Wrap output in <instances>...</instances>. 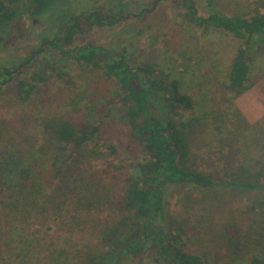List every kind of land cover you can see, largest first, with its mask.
Returning a JSON list of instances; mask_svg holds the SVG:
<instances>
[{
  "label": "rangeland",
  "instance_id": "374dc122",
  "mask_svg": "<svg viewBox=\"0 0 264 264\" xmlns=\"http://www.w3.org/2000/svg\"><path fill=\"white\" fill-rule=\"evenodd\" d=\"M8 1L19 16L0 25V82L10 78L2 66L18 65L29 56L31 71L42 72L46 80L26 103L15 80L0 85V173L6 178L0 185V264H88L90 256L111 255L117 239L137 237L126 226L117 236H104L126 215L119 203L122 170L143 157L131 136L120 83L45 42L64 36L72 15L95 10L107 23L77 33L64 50L100 45L124 52L133 64L157 63L178 78L194 107L175 118L190 132L192 163L217 182L214 187L166 186V214L154 227L180 234L184 248L204 256L207 264H251L253 256L263 254L264 213L259 201L252 207L256 198L264 201L261 37L250 45L248 88L238 93L228 84L245 40L194 24L186 16L185 0H57L38 14L29 9V0ZM193 1L200 15L212 11L210 0ZM215 4L228 15L264 13V0ZM21 77L28 80L30 74ZM62 119L100 122L101 136L96 144L63 146L47 126ZM111 142L119 146L117 155L110 154ZM241 166L260 171L263 185L232 184L242 178ZM121 262L161 264L149 252Z\"/></svg>",
  "mask_w": 264,
  "mask_h": 264
},
{
  "label": "trees",
  "instance_id": "16d2710c",
  "mask_svg": "<svg viewBox=\"0 0 264 264\" xmlns=\"http://www.w3.org/2000/svg\"><path fill=\"white\" fill-rule=\"evenodd\" d=\"M57 0H29L28 6L33 13H42ZM212 11L208 16L199 14L193 0H185L186 16L191 22L203 28H222L245 40L237 50L232 63L229 77V88L240 93L248 88L251 71L250 45L256 35L264 41V13L253 16L228 15L218 10L215 0H210ZM19 16L18 8L8 0H0V25H5ZM116 19V18H115ZM116 21V20H115ZM106 17L98 11L88 15H72V23L67 27L64 36H56L45 40L51 47L58 48L75 60L96 69H100L108 79H117L121 86V99L125 105L128 125L133 139L142 147L143 157L128 165L129 170H122L125 175L124 192L120 206L126 215L122 217L118 227L106 232L118 235L123 227L129 233H136L135 240L117 239L113 243L111 255H94L88 258V264H122L124 257H139L148 253L161 264H207L205 257L184 248L181 235L167 232L154 227L158 217H165L166 205L164 191L169 184H196L203 187H214L217 182L209 173L197 168L191 160L190 132L184 122L176 116H184L194 107L192 96L182 90L180 80L171 73L165 72L154 62L133 64L126 54L119 50L104 46L86 44L69 50L65 46L73 43L75 35L84 32L92 25H105ZM42 50V49H40ZM32 56L25 58L20 64L12 67L2 66L8 80H15L21 100L26 103L35 92L38 83L46 77L42 72L31 71ZM23 73H29L28 80ZM65 72L59 73L61 77ZM3 82H0V85ZM48 128L57 142L81 146L92 141L96 144L101 136L100 122L88 121L81 123L71 119L56 120L47 123ZM110 154L117 155L119 146L111 142L108 145ZM121 167L122 164L120 165ZM241 166L242 178L232 179L231 183L254 189L260 183V171H251ZM3 170L0 161V171ZM28 170H23L27 178ZM254 178V180H253ZM5 176L0 173V185L6 183ZM260 202V212L264 213V201L255 199L253 204ZM263 205V206H262ZM1 238V229H0ZM264 251V248H263ZM251 264H264V252L255 255Z\"/></svg>",
  "mask_w": 264,
  "mask_h": 264
}]
</instances>
